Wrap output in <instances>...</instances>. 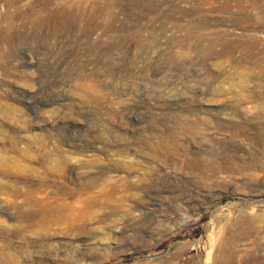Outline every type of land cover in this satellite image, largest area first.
I'll return each mask as SVG.
<instances>
[{
  "label": "rangeland",
  "instance_id": "rangeland-1",
  "mask_svg": "<svg viewBox=\"0 0 264 264\" xmlns=\"http://www.w3.org/2000/svg\"><path fill=\"white\" fill-rule=\"evenodd\" d=\"M242 1L0 0L1 260L264 264V0ZM194 154L227 176L186 180Z\"/></svg>",
  "mask_w": 264,
  "mask_h": 264
},
{
  "label": "bare ground",
  "instance_id": "bare-ground-1",
  "mask_svg": "<svg viewBox=\"0 0 264 264\" xmlns=\"http://www.w3.org/2000/svg\"><path fill=\"white\" fill-rule=\"evenodd\" d=\"M247 1H249V0H244V1H242L241 3H239L238 4V7L241 9L242 8V6H243V3L244 2H247ZM228 2V1H227ZM236 4V3H235ZM224 5V4H223ZM229 7V6H228ZM227 7V8H228ZM224 8V7H223ZM229 9H230V7H229ZM250 37V36H249ZM252 37V36H251ZM255 37H252L251 38V42L252 43H250V41H248V43H244V49H242V50H244L245 51V55L249 58V57H251V51H252V48H253V43L254 44H258V40L257 39H254ZM240 40V39H239ZM244 40H245V38H244ZM229 46H230V48H231V50H236V47H237V45H236V43L235 42H230L229 43ZM256 47H254V49H255ZM259 50V49H258ZM257 50V51H258ZM256 52V51H255ZM254 52V53H255ZM253 53V54H254ZM257 53V55H258V53L260 54H262V53H264V51H261V50H259L258 52H256ZM254 55H256V54H254ZM253 55V56H254ZM259 56V55H258ZM262 56V55H261ZM175 116V117H174ZM172 117H174V118H180V116H178V115H173ZM174 135H172V137H173ZM189 156H191V160H190V162L188 163V165H187V168L190 170V172H189V174L188 175H186V177H184L186 180H198V179H203V178H207V177H211V178H216V179H223L225 176H227L226 174L229 172V170H228V172H227V169L225 168V166H214V165H212L211 163H209V161H207V159L205 158V156L204 157H198V156H196L195 154L194 155H189ZM153 159H156L157 161H160L161 163H168L167 161H165V159H162L161 158V156L160 155H158V154H156L155 156H153ZM185 162V161H184ZM173 163V162H172ZM171 163V164H172ZM178 163H179V161H178ZM206 163V164H205ZM180 165V164H179ZM174 176V175H173ZM173 176H169V177H167V178H169V179H172V180H176V178H175V176L173 177ZM183 178V177H182ZM231 254V253H230ZM230 254H225V256H224V261H223V263L222 264H229V259H230ZM216 256V255H215ZM223 256V255H222ZM165 257V256H164ZM167 260V259H166ZM213 262H215V263H217L216 262V259L214 258V261ZM0 264H9V262L8 261H6V260H1L0 259ZM214 264V263H213Z\"/></svg>",
  "mask_w": 264,
  "mask_h": 264
}]
</instances>
